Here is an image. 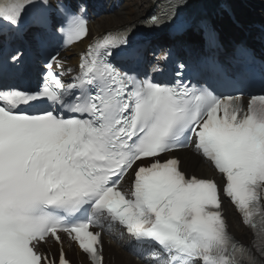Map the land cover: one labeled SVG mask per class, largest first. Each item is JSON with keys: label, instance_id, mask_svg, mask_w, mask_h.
I'll use <instances>...</instances> for the list:
<instances>
[{"label": "snow or ice", "instance_id": "snow-or-ice-1", "mask_svg": "<svg viewBox=\"0 0 264 264\" xmlns=\"http://www.w3.org/2000/svg\"><path fill=\"white\" fill-rule=\"evenodd\" d=\"M181 6L165 0L151 23L174 22ZM82 11L70 0H0V32L29 16L79 41ZM206 41L216 46L210 29ZM58 56L35 88L0 84V264H70L65 238L105 264V225L123 228L144 264H264V69L259 88L214 58L215 85L186 80L183 63L171 80L141 76L113 62L139 56L127 28L94 38L71 82L54 70ZM233 56L254 62L246 48ZM183 148L220 182L181 170L170 154ZM222 197L244 239L229 230Z\"/></svg>", "mask_w": 264, "mask_h": 264}, {"label": "bare ground", "instance_id": "bare-ground-1", "mask_svg": "<svg viewBox=\"0 0 264 264\" xmlns=\"http://www.w3.org/2000/svg\"><path fill=\"white\" fill-rule=\"evenodd\" d=\"M148 3L149 0H131L130 3H127L125 5L123 4L121 8L117 10L114 14L110 16L104 15L103 17L96 19L95 22L93 21V23H91V29L92 31H95L97 33L101 30H104L106 27L117 26L118 24L131 23L132 21L137 20L140 16L138 7L146 5V8ZM251 5L254 9H256V3ZM124 7H126V10H124ZM251 16L252 14L249 15V18ZM85 44L86 40L77 44L75 46V50L70 52L71 57L69 59H75L74 55L76 54V51L82 49ZM181 160L183 166L188 170H195L202 175H205L208 170L207 165H205V163L199 156L187 150L181 153ZM227 209L230 210L228 207ZM228 219L231 229L235 231L238 236L245 237L247 233L246 229L236 221L230 211H228ZM108 250L109 254H112L114 256L116 264H142L141 262L133 260L130 257L126 256L121 249H118L117 252V248L113 245V243H110Z\"/></svg>", "mask_w": 264, "mask_h": 264}, {"label": "rangeland", "instance_id": "rangeland-1", "mask_svg": "<svg viewBox=\"0 0 264 264\" xmlns=\"http://www.w3.org/2000/svg\"><path fill=\"white\" fill-rule=\"evenodd\" d=\"M125 2H131V0H126Z\"/></svg>", "mask_w": 264, "mask_h": 264}]
</instances>
